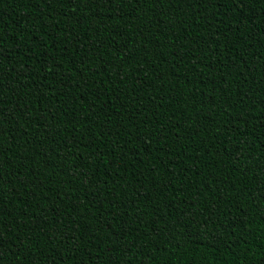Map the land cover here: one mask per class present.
I'll use <instances>...</instances> for the list:
<instances>
[{
    "label": "trees",
    "instance_id": "obj_1",
    "mask_svg": "<svg viewBox=\"0 0 264 264\" xmlns=\"http://www.w3.org/2000/svg\"><path fill=\"white\" fill-rule=\"evenodd\" d=\"M0 264H264V0H0Z\"/></svg>",
    "mask_w": 264,
    "mask_h": 264
}]
</instances>
